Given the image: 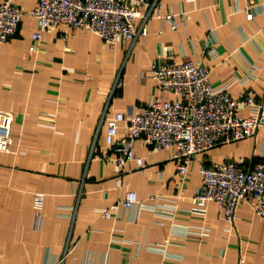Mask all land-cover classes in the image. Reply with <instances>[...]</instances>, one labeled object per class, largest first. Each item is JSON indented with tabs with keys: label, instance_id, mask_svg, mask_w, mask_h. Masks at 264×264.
<instances>
[{
	"label": "crops",
	"instance_id": "obj_1",
	"mask_svg": "<svg viewBox=\"0 0 264 264\" xmlns=\"http://www.w3.org/2000/svg\"><path fill=\"white\" fill-rule=\"evenodd\" d=\"M9 1L23 17L17 37L0 47V112L13 116L9 152H0V264H264V220L248 205L234 224L214 202L204 218L193 213L200 168L264 160V129L189 161L137 141L143 170L119 169L105 143L116 114L129 119L156 98H173L147 74L163 62V47L168 61L208 67L215 89L228 86L232 97L249 95L264 109V0H252L253 21L247 0L138 4L148 19L135 26L147 36L107 50L93 33L59 25L34 52L38 25L29 12L37 0ZM169 14L175 30L158 18ZM183 162L186 176L177 172ZM131 191L147 206L137 218L121 206ZM36 193L46 195L40 231Z\"/></svg>",
	"mask_w": 264,
	"mask_h": 264
},
{
	"label": "built area",
	"instance_id": "obj_2",
	"mask_svg": "<svg viewBox=\"0 0 264 264\" xmlns=\"http://www.w3.org/2000/svg\"><path fill=\"white\" fill-rule=\"evenodd\" d=\"M159 0H37L36 7L29 12L38 25L31 40L29 51H35V43L52 27L63 25L82 29L98 36L107 50H115L123 42H134L139 36H147V29L137 31V20L147 21L138 4L157 3ZM197 3L199 0H189ZM248 21L254 20L253 1L247 0ZM23 12L9 0L0 2V47H6L19 33ZM165 19L176 29L175 15ZM171 49L163 47L160 59L147 72L158 88L173 98H156L142 114L127 119L116 114L107 125L105 143L107 150L116 156L115 163L124 169L135 163L140 170L145 162L135 153L137 141H143L159 151H172L175 159L189 161L194 156L208 152L218 146L239 142L256 136L264 129V109L251 96L234 98L228 86L215 89L210 81L211 70L192 62L168 61ZM241 109L249 117L240 115ZM13 116L0 112V152L8 153L11 142ZM126 123V124H125ZM123 125L126 136L119 137ZM180 176L188 173L187 163L178 166ZM201 186L193 199V213L205 217L206 207L214 202L229 224H234L236 213L248 205L264 220V160L244 169L233 162H225L200 168ZM121 181H117L119 187ZM46 195L36 193L33 198V226L40 231L43 226V209ZM134 218L147 207L138 200L135 192H127L121 203ZM116 209V207H113ZM102 216L111 219L110 211Z\"/></svg>",
	"mask_w": 264,
	"mask_h": 264
}]
</instances>
